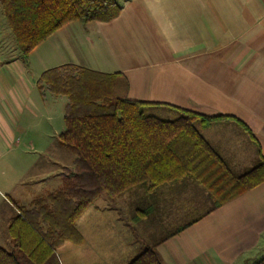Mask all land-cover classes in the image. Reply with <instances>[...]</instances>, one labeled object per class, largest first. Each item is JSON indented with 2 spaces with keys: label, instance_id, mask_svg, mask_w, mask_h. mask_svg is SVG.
Segmentation results:
<instances>
[{
  "label": "crops",
  "instance_id": "obj_1",
  "mask_svg": "<svg viewBox=\"0 0 264 264\" xmlns=\"http://www.w3.org/2000/svg\"><path fill=\"white\" fill-rule=\"evenodd\" d=\"M118 2V17L66 24L33 49L27 63L17 46L0 47V150L12 149L16 131L46 126L62 130L58 142L66 123L57 120L65 117L69 99L46 85L41 90L38 79L44 70L72 62L122 73L131 99L237 117L251 133L231 117L197 124L234 172L257 164L264 156V0ZM147 107L167 117L180 113L172 106ZM61 149L56 144L54 160H38L15 174L12 161L0 162V244L12 243L10 233L3 237L17 212L12 199L31 205L61 184L63 166L75 159ZM140 191V207L131 206L129 194L99 196L87 209L95 213L87 223L78 222L84 214L77 220L84 241L74 242L75 254L77 247L96 255L103 249L104 264H128L156 245L167 264H256L264 257V182L217 208L192 177Z\"/></svg>",
  "mask_w": 264,
  "mask_h": 264
},
{
  "label": "trees",
  "instance_id": "obj_2",
  "mask_svg": "<svg viewBox=\"0 0 264 264\" xmlns=\"http://www.w3.org/2000/svg\"><path fill=\"white\" fill-rule=\"evenodd\" d=\"M0 5L25 63L33 49L66 24L111 21L122 9L118 0H0ZM38 84L68 96L66 129L57 139L75 159L63 166L61 184L31 205L11 200L17 209L8 226L12 243L0 244V264H61L57 248L67 240L84 241L77 220L102 194L114 199L141 184L151 191L192 177L210 192L217 208L264 182L263 155L238 174L197 124L231 117L251 133L235 116L131 99L122 73L72 62L44 70ZM152 104L175 107L181 115L164 119L147 113ZM128 264L167 263L156 245H148ZM256 264H264V257Z\"/></svg>",
  "mask_w": 264,
  "mask_h": 264
},
{
  "label": "rangeland",
  "instance_id": "obj_3",
  "mask_svg": "<svg viewBox=\"0 0 264 264\" xmlns=\"http://www.w3.org/2000/svg\"><path fill=\"white\" fill-rule=\"evenodd\" d=\"M13 38V39H12ZM15 44V45H14ZM5 46L6 48L12 49L16 46L14 36L9 29V25L3 13V17L0 18V47ZM147 113L158 115L164 119H175L176 117L180 116L181 113H177L176 117H167L163 114L160 115L161 109L159 108H145ZM175 114V113H173ZM59 120V121H58ZM57 120V125L62 124L65 126V118L62 116L61 119ZM55 122V119H53ZM48 126L41 127L39 130H19L16 131L14 142L11 145V150L4 153L0 150V162H10L14 163L15 169L14 174L17 170L23 168L28 164H32L38 160L42 159H53V155L56 153L53 152L56 144L61 150H64L68 155L75 156V154L70 151L69 149L61 146L59 142L55 141V136L62 130H49ZM142 188H147L146 184L138 185L125 194H129L131 198V206L135 205V207H140L139 205L142 203V198L137 194L140 193ZM140 191V192H137ZM136 192V193H135ZM101 196V195H100ZM102 196H107L102 194ZM110 198V197H109ZM113 200H117L116 198ZM115 202V201H114ZM89 209L83 215V217L78 222H86L88 219L94 215V209ZM102 216V215H99ZM83 220V221H82ZM87 223V222H86ZM115 224V222H112ZM77 224V223H76ZM101 230L107 233L106 228L104 227V223L101 222ZM9 231L6 228L3 237L6 238ZM4 241V240H3ZM5 245V244H4ZM75 245L74 241L67 240L63 245L57 248V255L59 257L61 264H104V250L100 249L99 254H93L92 252L88 251L86 248L77 247L78 253L75 254V250H72L73 246Z\"/></svg>",
  "mask_w": 264,
  "mask_h": 264
}]
</instances>
